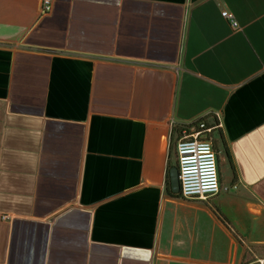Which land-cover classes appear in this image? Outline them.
Segmentation results:
<instances>
[{
  "label": "crops",
  "instance_id": "1",
  "mask_svg": "<svg viewBox=\"0 0 264 264\" xmlns=\"http://www.w3.org/2000/svg\"><path fill=\"white\" fill-rule=\"evenodd\" d=\"M40 2L0 0V264L264 262V0ZM201 117L220 190L186 199Z\"/></svg>",
  "mask_w": 264,
  "mask_h": 264
},
{
  "label": "built area",
  "instance_id": "2",
  "mask_svg": "<svg viewBox=\"0 0 264 264\" xmlns=\"http://www.w3.org/2000/svg\"><path fill=\"white\" fill-rule=\"evenodd\" d=\"M40 1V12H49L52 0ZM220 15L230 20L235 30L240 29L231 13L223 10ZM203 119L204 117H201L182 124L181 137L176 143L179 193L186 199L206 200L220 190L217 157L212 143L202 135L205 132Z\"/></svg>",
  "mask_w": 264,
  "mask_h": 264
},
{
  "label": "water",
  "instance_id": "3",
  "mask_svg": "<svg viewBox=\"0 0 264 264\" xmlns=\"http://www.w3.org/2000/svg\"><path fill=\"white\" fill-rule=\"evenodd\" d=\"M170 184L172 191L178 193L180 186L178 181V170L176 166L170 170Z\"/></svg>",
  "mask_w": 264,
  "mask_h": 264
},
{
  "label": "trees",
  "instance_id": "4",
  "mask_svg": "<svg viewBox=\"0 0 264 264\" xmlns=\"http://www.w3.org/2000/svg\"><path fill=\"white\" fill-rule=\"evenodd\" d=\"M203 121H204V123H205V130H203V131H205V132H203L202 135H203L204 137H206V139H207L208 141H210V134H211L212 128L210 127V124H208V122H207L206 119H203ZM207 130H210V132H207ZM210 142H211V141H210Z\"/></svg>",
  "mask_w": 264,
  "mask_h": 264
}]
</instances>
